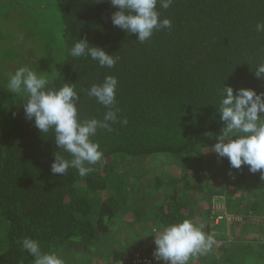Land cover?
<instances>
[{"label":"trees","instance_id":"obj_1","mask_svg":"<svg viewBox=\"0 0 264 264\" xmlns=\"http://www.w3.org/2000/svg\"><path fill=\"white\" fill-rule=\"evenodd\" d=\"M52 2L65 58L48 87L75 83L79 118L103 119L107 109L86 90L115 76L120 112L111 132L92 138L103 152L93 171L81 177L70 168L61 175L51 172L58 150L54 134L41 133L25 118L22 97L0 98V264H34L22 247L25 238L36 240L43 253L86 251L109 233L116 217L153 241L147 253L153 254L155 236L185 219L210 235V202L216 197L231 217L223 220L229 221L230 236L188 264H264V178L247 165L231 168L212 151L223 127V88L264 93V79L255 76L264 63V32L256 31L264 23V0H173L168 9L157 4L159 18L171 20V28L155 30L144 43L112 24L118 9L110 0ZM83 38L118 57L115 67L70 56ZM156 154H168L179 172L156 177L145 190L136 160L125 168L123 156L142 161ZM113 254V262L132 258Z\"/></svg>","mask_w":264,"mask_h":264},{"label":"clouds","instance_id":"obj_2","mask_svg":"<svg viewBox=\"0 0 264 264\" xmlns=\"http://www.w3.org/2000/svg\"><path fill=\"white\" fill-rule=\"evenodd\" d=\"M110 3L118 9L111 15L112 24L135 34L140 43L149 40L155 30L171 28V20L159 18L157 4L168 9L173 0H110ZM256 31L264 32V23L258 22ZM69 55L89 57L99 67L108 69L114 68L118 60L114 54L91 45L86 38L77 39L69 49ZM255 76L264 79V63L255 68ZM48 84L49 80L43 74L22 65L10 74L6 89L23 98L21 104L27 120L33 121L41 133L54 134L58 150L53 153L51 172L65 175L74 168L85 177L93 171L91 166L103 159L100 145L92 138L101 130L111 132L112 124L118 121V80L106 75L102 83H94L86 90L88 97L95 98L107 109L103 119L86 120H81L78 115L80 95L75 83L65 82L58 89L50 88ZM218 112L223 127L212 151L219 157H226L231 168L247 165L249 172L260 171L264 178V115H260L264 113V93L241 88L234 94L232 87L226 86L222 90ZM119 122L127 123L126 119ZM64 153L71 158H65ZM202 229V225L188 219L164 227L155 236L154 258L165 264H188L191 257L207 253L215 240ZM22 247L34 258V264H64L55 252L43 253L36 240L25 238Z\"/></svg>","mask_w":264,"mask_h":264},{"label":"rangeland","instance_id":"obj_3","mask_svg":"<svg viewBox=\"0 0 264 264\" xmlns=\"http://www.w3.org/2000/svg\"><path fill=\"white\" fill-rule=\"evenodd\" d=\"M65 58L60 16L52 0H0V98L2 101L16 98L6 89L10 74L22 65H27L34 71L43 74L51 81L59 72ZM0 101V107L1 102ZM124 167L134 164L136 172L143 175L144 189L156 177L167 173L176 175L178 165L168 154H156L142 161L139 158L123 156ZM135 174V172H134ZM220 200V201H219ZM222 198H214L210 205V218L216 219L221 211L227 213ZM228 214V213H227ZM229 220V219H228ZM210 233L215 243L230 236L229 221L215 224ZM109 233L103 235L94 246L86 251L75 248L73 251L60 248L55 251L64 264H111L113 253L125 255H144L152 250V242L147 236H138L136 230L130 227L122 217L108 225ZM135 230V231H134ZM156 231L155 228H153ZM214 243V244H215ZM53 253V252H52ZM113 254V255H112ZM218 255V254H217ZM128 258V257H127Z\"/></svg>","mask_w":264,"mask_h":264},{"label":"built area","instance_id":"obj_4","mask_svg":"<svg viewBox=\"0 0 264 264\" xmlns=\"http://www.w3.org/2000/svg\"><path fill=\"white\" fill-rule=\"evenodd\" d=\"M220 213L222 214H217V217L215 220V224H219L223 220H230L231 217L229 214L225 213L224 211H221ZM111 264H165L163 260L157 261L154 258L153 254H144V255H139L136 254L134 257H132L129 261L123 262V261H115Z\"/></svg>","mask_w":264,"mask_h":264}]
</instances>
